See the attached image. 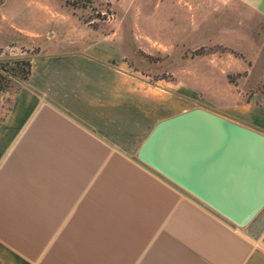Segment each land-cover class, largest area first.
<instances>
[{
  "label": "crops",
  "instance_id": "1",
  "mask_svg": "<svg viewBox=\"0 0 264 264\" xmlns=\"http://www.w3.org/2000/svg\"><path fill=\"white\" fill-rule=\"evenodd\" d=\"M82 47L41 46L0 124V264H264V207L235 226L141 162L170 111L131 101L128 76ZM260 98L238 123L264 133Z\"/></svg>",
  "mask_w": 264,
  "mask_h": 264
},
{
  "label": "rangeland",
  "instance_id": "2",
  "mask_svg": "<svg viewBox=\"0 0 264 264\" xmlns=\"http://www.w3.org/2000/svg\"><path fill=\"white\" fill-rule=\"evenodd\" d=\"M41 46H91L128 76L131 101L147 110L203 108L248 123L246 102L264 97V17L239 0H96L76 10L62 0H0V65L15 71L0 117L29 78L19 80L24 65L12 61H31Z\"/></svg>",
  "mask_w": 264,
  "mask_h": 264
},
{
  "label": "water",
  "instance_id": "3",
  "mask_svg": "<svg viewBox=\"0 0 264 264\" xmlns=\"http://www.w3.org/2000/svg\"><path fill=\"white\" fill-rule=\"evenodd\" d=\"M136 156L235 226L264 207V133L206 109L158 121Z\"/></svg>",
  "mask_w": 264,
  "mask_h": 264
},
{
  "label": "trees",
  "instance_id": "4",
  "mask_svg": "<svg viewBox=\"0 0 264 264\" xmlns=\"http://www.w3.org/2000/svg\"><path fill=\"white\" fill-rule=\"evenodd\" d=\"M65 6L70 7L73 10L76 9H86L92 6V4L96 1V0H62ZM13 63H15L16 65H24L23 67H20L18 70L20 73L19 76V80H26L29 75H30V60L29 59H24V58H18L12 61ZM17 70V69H16ZM14 69L12 68H6L5 65H0V92L1 91H5L9 86V82L12 79V75H15L14 73ZM10 102V99H9ZM11 104L12 101L9 103L8 107L5 110V113L3 114V116L0 117V124L1 122L5 119V116L7 115V113L9 112V110L11 109Z\"/></svg>",
  "mask_w": 264,
  "mask_h": 264
}]
</instances>
